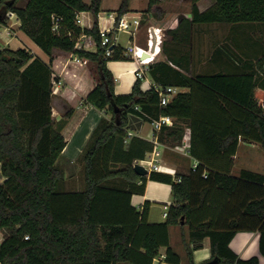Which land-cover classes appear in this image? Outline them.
I'll return each instance as SVG.
<instances>
[{
	"label": "trees",
	"instance_id": "16d2710c",
	"mask_svg": "<svg viewBox=\"0 0 264 264\" xmlns=\"http://www.w3.org/2000/svg\"><path fill=\"white\" fill-rule=\"evenodd\" d=\"M18 1L0 0V26L13 13L49 64L54 50L95 62L98 79L85 102L105 117L78 159L83 190L64 192L65 140L52 121L50 70L24 49L0 50V166L6 178L0 185V264H152L161 248L163 264H180L168 228L181 221L189 229L187 264H194L192 254L206 238L211 259L220 264H258L255 257L241 260L228 244L237 232L259 231L264 255V174L241 170L234 177L230 170L239 139L264 149V54L254 72L193 75L190 38L199 24L264 25V0H190V17L180 16L177 26L164 32L171 37L161 41L164 60L148 65L155 86L188 89L165 106L152 87L142 90L140 79L129 94H114L106 63L127 57L114 45L112 56H104L97 27L101 0H28L22 8ZM158 4L148 0L147 12L160 20L164 13ZM128 6L129 0H121L116 21ZM81 12L92 15L91 29L76 24ZM81 35L93 39L95 52L75 48ZM131 115L144 122L174 119L156 135L160 143L179 145L187 127L195 169L174 176L136 175L133 161L143 160L153 144L134 137L124 146ZM147 179L171 186L172 203L162 224L147 222L149 202L140 211L130 205Z\"/></svg>",
	"mask_w": 264,
	"mask_h": 264
},
{
	"label": "crops",
	"instance_id": "0c3cea01",
	"mask_svg": "<svg viewBox=\"0 0 264 264\" xmlns=\"http://www.w3.org/2000/svg\"><path fill=\"white\" fill-rule=\"evenodd\" d=\"M27 1L19 0L17 7H24ZM83 1L89 4L91 0ZM120 2L121 0H116L113 7L107 8L104 5V0H101L100 13L97 16L98 28H111L113 26ZM180 2L181 0L173 1L171 10L168 9L167 4H170L168 1L158 4V7L163 9L164 13L163 17L158 20L147 12L148 0H129L128 12L126 14L138 18L139 27L133 37L128 35L127 47L129 44L134 43L136 46L146 48L148 41L153 37L150 34L148 35V28L161 29L164 40L170 41L171 37L165 36L164 32L168 29H174L178 24L180 16L190 17L191 5L189 4L188 11L181 12L179 11ZM81 14L83 21L81 27L91 29L94 22L92 15L89 12H81ZM256 25L250 23L194 25L190 38V73L193 75H209L213 73L242 74L244 72H254L255 62L260 58L262 51H264L261 44V30ZM19 26V20L13 13L12 17L7 19L5 25L0 26V50L4 48L11 50L24 49L30 52L33 58L40 60L42 65H47L50 70L52 121L54 128L60 132L65 140V146L60 158V163L64 168V192H80L83 190V177L78 159L93 129L105 117L102 111L95 109L85 102V98L97 83L96 64L89 59L79 58L74 54L56 50L53 51V61L49 64L48 56L19 29ZM116 38L117 41L114 46L122 49V54L124 55L127 47L125 48L120 42L119 33H116ZM160 45L161 42L155 48V56L152 62L164 60ZM84 50L95 52V45L89 44L85 46ZM34 67V69H40V73H43L42 66L35 64ZM106 67L114 78V94H129L137 79L135 70L138 68V65L136 62L131 58L117 61L111 60L106 63ZM142 71L141 88L142 90H148L151 83H153L148 75V65L142 66ZM173 89L174 94L171 98L179 92L188 91L186 88L173 87ZM55 106H58L57 109ZM66 113L69 116L64 118ZM201 114L210 115L205 110H201ZM173 121L174 119H172ZM151 129L150 122H144L139 117L131 115L126 130L131 132L132 136L127 138L124 146L126 147L134 137L151 143ZM242 141L247 142L249 145L254 144L247 140L239 139L236 154L232 158L233 163L230 175L238 177L241 170L264 174V163L259 164L254 158L246 156L242 159L239 158V148ZM157 143L158 145L155 146L152 142L153 149L145 153L143 160H153L156 164H160L161 170L157 171L158 173L171 176L178 173L186 174L197 165L196 159L192 158L188 153L189 129L187 127H184L183 138L179 145L165 142L160 143L158 141ZM250 148V146L244 147L246 152ZM154 150L158 152L157 156L153 154ZM238 160L239 167L236 166ZM138 161L141 160L135 159L133 165ZM5 179L1 173L0 166V185ZM145 202L150 203L147 222L150 224L164 223L168 208L172 203L171 186L147 179L143 192L131 196L130 205L140 211ZM240 212L243 213V210H240ZM165 213L166 216L164 215ZM188 231V226L183 225V223L168 228L169 243L173 250L171 237L173 234L175 235V242L179 253L174 251L180 257V264H184L186 260L184 244L188 238ZM0 238L1 243L3 240L2 233H0ZM228 246L241 260H249L255 257L258 259V264H264V255L260 252L259 231L237 232L230 240ZM164 252L165 248H161L160 254H164ZM192 257L194 264L211 260L210 244L207 238L203 241L202 248L193 252Z\"/></svg>",
	"mask_w": 264,
	"mask_h": 264
},
{
	"label": "built area",
	"instance_id": "2783aa9c",
	"mask_svg": "<svg viewBox=\"0 0 264 264\" xmlns=\"http://www.w3.org/2000/svg\"><path fill=\"white\" fill-rule=\"evenodd\" d=\"M79 15L81 16V13H79ZM79 15H77L76 17V24L79 26H82L83 21ZM6 17L7 18L12 17V13H7ZM138 27H139L138 18L124 14L118 19V21H116V19L114 20L113 26L111 28H98L99 37L101 39V45L105 47L104 56L107 58L112 56V48L110 47L113 46L117 41L116 33L124 32L133 37ZM147 33L148 35L150 34L151 36L155 37L156 47L159 46L162 40V37H163L162 30L159 28L158 29L148 28ZM89 44H94L93 39L88 35H81L77 40L75 48L84 49L85 46ZM150 48H151V40L148 41V45L146 48H142V47L136 46L134 43H131L125 50L124 56H126L127 58H131L138 65V68L135 70L137 79H140V80L143 79L142 66L149 65L154 59L155 51L151 53ZM144 54L148 56L145 58L143 57ZM151 87L158 93L160 106H165L169 102L171 96L174 94V89L171 87L161 88L159 86H155L152 83L149 88ZM150 125L152 128L150 137H151L153 144L157 146L158 145L157 138H156L157 133L160 131V129L163 126H171L172 119L168 116H161L157 120H152L150 122ZM131 136H132V133L127 132V138ZM127 138L125 139V142L127 141ZM153 154L157 156L158 152L154 150ZM136 163L144 166L148 170L149 173L153 171L157 172L161 170L160 164H156V162H153V160H141ZM192 169L194 170L195 166ZM177 181H179V179H177ZM164 215L166 216V213ZM25 239H27V237ZM164 260H165V255L160 254L153 261L152 264H163Z\"/></svg>",
	"mask_w": 264,
	"mask_h": 264
},
{
	"label": "rangeland",
	"instance_id": "374dc122",
	"mask_svg": "<svg viewBox=\"0 0 264 264\" xmlns=\"http://www.w3.org/2000/svg\"><path fill=\"white\" fill-rule=\"evenodd\" d=\"M165 1L170 2V4H167V6H168V9L171 10L173 1H178V0H161V1H159V4L162 3V2L164 3ZM115 2H116V0H104V5H105V7L110 8V7L114 6ZM189 4H190V0H181V2L179 4V11H181V12L188 11L189 10ZM161 10L163 11V9H161ZM80 17L82 18V14H81ZM256 26L260 27V30H261V44H262V49H264V25H256ZM119 36H120V42L126 48L127 47L128 34H126L124 32H119ZM262 54H264V51H262ZM57 107H56V109H57ZM245 146H250L251 148L246 152L245 149H244ZM238 156H239L240 159H242L244 156H246V157H249V158H254L256 161H258L259 164L264 163V149H262L258 144H255V143L249 145L247 142L242 141V143L240 145V148H239V155ZM238 162H239V160L236 163L237 167H239V165H238L239 163ZM175 239H176L175 235L173 234L172 237H171L172 247L174 248L175 251H177L179 253V250H178V247L176 245ZM184 264H187L186 260H185ZM199 264H201V263H199Z\"/></svg>",
	"mask_w": 264,
	"mask_h": 264
},
{
	"label": "water",
	"instance_id": "95a60500",
	"mask_svg": "<svg viewBox=\"0 0 264 264\" xmlns=\"http://www.w3.org/2000/svg\"><path fill=\"white\" fill-rule=\"evenodd\" d=\"M113 46H111L110 48H112ZM155 48H156V39L155 37L153 36L152 39H151V48H150V52L153 53L155 51ZM148 55L144 54L143 57H147ZM133 171L136 175H138L139 177H147L149 175V172L148 170L142 166L141 164H134L133 165ZM183 221L180 222V224H182ZM220 259L215 257V258H212L211 260L207 261V262H203L201 264H220Z\"/></svg>",
	"mask_w": 264,
	"mask_h": 264
}]
</instances>
